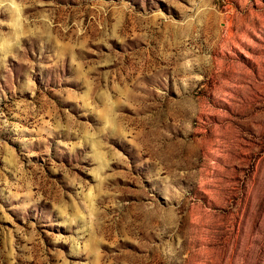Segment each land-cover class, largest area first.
<instances>
[{
  "label": "rangeland",
  "instance_id": "374dc122",
  "mask_svg": "<svg viewBox=\"0 0 264 264\" xmlns=\"http://www.w3.org/2000/svg\"><path fill=\"white\" fill-rule=\"evenodd\" d=\"M0 0V264H264V0Z\"/></svg>",
  "mask_w": 264,
  "mask_h": 264
},
{
  "label": "clouds",
  "instance_id": "9594fccd",
  "mask_svg": "<svg viewBox=\"0 0 264 264\" xmlns=\"http://www.w3.org/2000/svg\"><path fill=\"white\" fill-rule=\"evenodd\" d=\"M10 7L14 10H19L20 5L18 4L17 0H8Z\"/></svg>",
  "mask_w": 264,
  "mask_h": 264
}]
</instances>
